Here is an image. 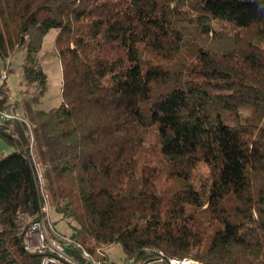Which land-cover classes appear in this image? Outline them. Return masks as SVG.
<instances>
[{"label": "trees", "instance_id": "16d2710c", "mask_svg": "<svg viewBox=\"0 0 264 264\" xmlns=\"http://www.w3.org/2000/svg\"><path fill=\"white\" fill-rule=\"evenodd\" d=\"M51 30L61 104L0 123V264H40V188L92 254L264 264V0H0V58L25 50L39 95Z\"/></svg>", "mask_w": 264, "mask_h": 264}, {"label": "rangeland", "instance_id": "374dc122", "mask_svg": "<svg viewBox=\"0 0 264 264\" xmlns=\"http://www.w3.org/2000/svg\"><path fill=\"white\" fill-rule=\"evenodd\" d=\"M55 37L56 30L49 31L42 39L41 50L38 54V61L42 67V70L47 76L48 84L46 91L41 95L38 94L34 86L26 87L23 84L24 79L22 75V64L26 52L25 50L17 52L11 58L5 61L0 58V77L3 74L6 75V79L3 83L0 79V84L2 83V85H4V89L7 94L4 107L6 106L5 110H8V112L19 119L26 120L24 114L25 104L29 103L32 106L31 101H33V98L35 97H38L39 99L38 102H34L33 104V108L35 109L49 110L51 108H56L61 104L62 76L60 63L54 49ZM31 143L32 139H30V146ZM13 150V147L8 145L6 141L0 137V158L10 154ZM37 169L40 187H43L45 182H43L42 177L40 178L42 171L39 168ZM206 175L207 169L201 165L199 171L194 176V183L197 189H206L208 185ZM40 190L42 195L44 194L41 214L48 215V220L51 222L50 225L55 228L58 234L70 237L72 235L73 227H76V224L70 219L62 218V216L54 210L52 201L48 196L45 195L43 188H40ZM24 226L26 227V225ZM147 251L148 254H150L152 253L153 249H148ZM101 252L109 263L122 264L125 262L126 258L119 244L106 246L101 250Z\"/></svg>", "mask_w": 264, "mask_h": 264}, {"label": "built area", "instance_id": "2783aa9c", "mask_svg": "<svg viewBox=\"0 0 264 264\" xmlns=\"http://www.w3.org/2000/svg\"><path fill=\"white\" fill-rule=\"evenodd\" d=\"M0 79L3 83L6 75L3 74ZM12 120L21 119L8 112V110L0 109V123ZM50 223L48 215L45 214L24 229L23 247L28 252L39 254L41 256L40 264H79L69 252L76 250L80 251L82 258L88 264H112L106 260L101 250L97 249L94 252L95 254L90 253L71 237L58 234ZM149 255L143 261H139L136 258L125 259L122 264H197L191 258L180 259L172 257L160 250H153Z\"/></svg>", "mask_w": 264, "mask_h": 264}, {"label": "bare ground", "instance_id": "6f19581e", "mask_svg": "<svg viewBox=\"0 0 264 264\" xmlns=\"http://www.w3.org/2000/svg\"><path fill=\"white\" fill-rule=\"evenodd\" d=\"M154 250V249H153ZM169 255V254H168Z\"/></svg>", "mask_w": 264, "mask_h": 264}]
</instances>
